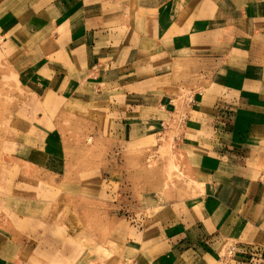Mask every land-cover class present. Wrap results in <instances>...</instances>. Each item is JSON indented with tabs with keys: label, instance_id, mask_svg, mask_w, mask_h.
<instances>
[{
	"label": "crops",
	"instance_id": "crops-1",
	"mask_svg": "<svg viewBox=\"0 0 264 264\" xmlns=\"http://www.w3.org/2000/svg\"><path fill=\"white\" fill-rule=\"evenodd\" d=\"M225 32L239 40L247 35L250 42L243 51L248 61H256V52L264 51V42L261 48L253 44L255 38L264 41V0H0V51L7 49L8 58L15 59L35 42L39 48L31 67L36 70L29 82L39 87L31 93L56 89L63 103H89L99 92L107 99L124 90L125 98L144 96L146 79L158 80V74L147 78L148 72L186 63L193 51L207 50L208 36ZM233 78L226 88L196 92L186 109L185 138L198 135L193 141L203 150L200 164L206 168L197 174L192 167V176L204 184L201 202L193 208L184 200L165 205L168 213L153 214L156 229L150 234L139 229L125 239L116 257L121 264H220L221 246L230 240L243 243L235 264H264V159L250 151L258 129L264 128V90L263 95L255 92L256 79ZM161 102L160 111L170 115L166 109L173 101ZM137 119L126 123V131L133 125L144 129L148 122ZM152 119L161 130L165 118ZM40 124L43 133L52 130L50 123ZM145 204L142 208H149ZM36 210L28 225L39 230L27 234V244L38 253L30 254L32 261L52 253L42 246L44 226L34 223ZM86 255L78 260L93 257ZM10 256L0 255V264H23L17 260L23 255ZM59 256L60 250L54 257Z\"/></svg>",
	"mask_w": 264,
	"mask_h": 264
},
{
	"label": "rangeland",
	"instance_id": "rangeland-1",
	"mask_svg": "<svg viewBox=\"0 0 264 264\" xmlns=\"http://www.w3.org/2000/svg\"><path fill=\"white\" fill-rule=\"evenodd\" d=\"M240 37L236 39L230 32L208 36L207 50L193 51L191 60L148 72L147 78L158 74L159 81L146 79L144 96L125 98L124 90L107 99L99 92L89 103L72 99L63 103L56 89L31 93L38 86L29 82L31 71L36 70L31 67L39 48L35 42L15 59H9L7 49H2L0 255H23L16 257L23 264H121L116 257L121 255L125 239L133 238L139 229L147 228V234L156 229L153 214L168 213V204L187 200L194 208L201 202L204 184L200 177L192 176V167L196 173L206 168L200 164L203 150L193 141L198 135L185 138L186 109L196 92L226 88L233 84L232 76L233 80L256 79L255 92L263 95L264 51L256 52V61H248L243 47L250 40L247 35ZM253 41L259 48L264 42L260 38ZM199 54L201 60H197ZM162 100L173 101L166 109L170 110L168 116L160 111ZM141 106H145L144 112ZM47 113L49 117L44 116ZM154 116L159 121L165 118L161 130L152 123ZM137 118L148 122L144 129L133 125L126 131V123H137ZM41 121L50 123L52 130L43 133ZM255 139L251 154L264 159L263 127ZM141 202L149 208L143 209ZM152 206L156 208L150 209ZM32 210H36L34 223L44 226L40 228L42 246L52 252L35 261L30 254L38 253L27 244L30 229L39 230L28 225ZM55 241L60 242L58 246ZM241 244L235 240L224 243L218 254L220 264L230 246ZM58 250L62 257L56 259ZM83 253L93 257L78 260Z\"/></svg>",
	"mask_w": 264,
	"mask_h": 264
},
{
	"label": "built area",
	"instance_id": "built-area-1",
	"mask_svg": "<svg viewBox=\"0 0 264 264\" xmlns=\"http://www.w3.org/2000/svg\"><path fill=\"white\" fill-rule=\"evenodd\" d=\"M240 254V248L238 245L230 246L225 256V260L221 264H235L238 255Z\"/></svg>",
	"mask_w": 264,
	"mask_h": 264
}]
</instances>
